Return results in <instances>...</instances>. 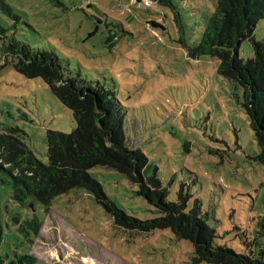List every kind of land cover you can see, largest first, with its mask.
<instances>
[{
	"label": "rangeland",
	"instance_id": "rangeland-1",
	"mask_svg": "<svg viewBox=\"0 0 264 264\" xmlns=\"http://www.w3.org/2000/svg\"><path fill=\"white\" fill-rule=\"evenodd\" d=\"M4 1L18 20L0 10L7 29L0 37V132L24 131L29 148L47 164L46 133L75 129L72 111L42 78L21 74L6 46L15 39L51 52L65 79L80 76L115 94L127 143L147 156V178L168 189V201L184 189L188 209L198 203L216 230L215 245L257 258L264 250V163L243 91L219 73L217 57L194 58L190 51L217 0H152L150 7L141 0ZM255 38L264 39V18ZM239 56H254L248 41ZM89 173L127 214L144 221L160 216L125 175L101 166ZM34 219L42 224L38 234L26 226ZM0 254L2 264L24 255L35 264H197L189 240L170 229L126 232L83 189L56 196L50 206L34 198L22 205L1 170Z\"/></svg>",
	"mask_w": 264,
	"mask_h": 264
},
{
	"label": "trees",
	"instance_id": "trees-1",
	"mask_svg": "<svg viewBox=\"0 0 264 264\" xmlns=\"http://www.w3.org/2000/svg\"><path fill=\"white\" fill-rule=\"evenodd\" d=\"M140 2V0H137ZM0 10L18 20L12 8L0 0ZM264 18V0H217L216 10L208 19L198 45L191 47V56L217 57L219 73L243 91V106L249 117L264 163V39L255 38L258 22ZM181 23L179 15L175 17ZM182 28V27H181ZM183 30V28H182ZM7 29L0 26V37ZM113 37H109V41ZM248 41L254 56L242 59L239 49ZM6 55L16 62L17 70L27 78H42L52 94L72 111L75 129L66 134L46 133L48 163L41 162L26 143L27 134L18 127L0 132V170L11 179L13 198L22 205L34 198L46 206L53 199L74 189H83L111 216L115 225L131 233H151L170 229L178 239H187L194 246L197 264H264V250L257 258L215 245L216 230L200 214L198 203L188 209L190 195L184 189L176 202L168 201L167 188H155L147 178L149 159L141 149L127 143L125 115L115 94L104 87H94L81 79L64 78L58 57L47 51H34L30 46L11 39ZM107 167L139 187L142 195L160 216L140 220L121 210L105 193L89 170ZM38 234L39 220L26 223ZM22 229V228H21ZM9 264H35L30 255L16 256ZM3 258L0 254V264Z\"/></svg>",
	"mask_w": 264,
	"mask_h": 264
},
{
	"label": "water",
	"instance_id": "water-1",
	"mask_svg": "<svg viewBox=\"0 0 264 264\" xmlns=\"http://www.w3.org/2000/svg\"><path fill=\"white\" fill-rule=\"evenodd\" d=\"M151 182L153 183V186H154L155 188H161L160 183H158V181H157L156 179L151 178ZM17 223H18V222H17Z\"/></svg>",
	"mask_w": 264,
	"mask_h": 264
},
{
	"label": "built area",
	"instance_id": "built-area-1",
	"mask_svg": "<svg viewBox=\"0 0 264 264\" xmlns=\"http://www.w3.org/2000/svg\"><path fill=\"white\" fill-rule=\"evenodd\" d=\"M141 1H143L144 5L146 7H150V6L153 5V1L152 0H141Z\"/></svg>",
	"mask_w": 264,
	"mask_h": 264
}]
</instances>
